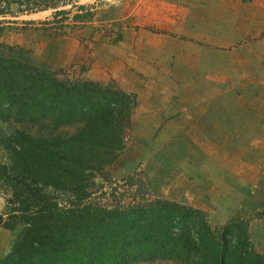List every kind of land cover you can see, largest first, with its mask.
I'll return each instance as SVG.
<instances>
[{
  "label": "trees",
  "instance_id": "trees-1",
  "mask_svg": "<svg viewBox=\"0 0 264 264\" xmlns=\"http://www.w3.org/2000/svg\"><path fill=\"white\" fill-rule=\"evenodd\" d=\"M46 10L58 26L94 17L76 0H0V16ZM135 104L113 81L0 54V223L21 227L0 264H264L243 218L211 226L198 208L148 198L136 171L112 178L106 166L124 146Z\"/></svg>",
  "mask_w": 264,
  "mask_h": 264
},
{
  "label": "rangeland",
  "instance_id": "rangeland-1",
  "mask_svg": "<svg viewBox=\"0 0 264 264\" xmlns=\"http://www.w3.org/2000/svg\"><path fill=\"white\" fill-rule=\"evenodd\" d=\"M76 2L94 10L93 19L78 27H70V24L58 26L56 20H51V10L18 17L0 16V54L53 71L59 70L62 75L72 78L87 77L102 84L113 81L125 91L128 86L124 77L125 66L128 65L125 59L132 48V32L135 30L138 33L139 24L147 22V19H157L167 11L171 12L173 0ZM28 20L32 23L26 26L23 21ZM68 22L72 23L69 19L65 23ZM146 81L149 80L138 77L132 84L136 87L148 86ZM133 95L136 100V95ZM135 108L130 116V126L124 134V146L117 158L106 166L112 178L118 181L136 171L148 188V198L174 200L200 208L211 226L220 225L231 218H243L254 250L264 253V137L239 139L243 141L241 147L245 151L243 158L246 166L240 176L243 182L238 181L242 185H221L218 164L214 169L215 162L210 165L206 160L207 156H214L212 153L215 148L220 149L221 144L218 138L204 136L202 123H174L172 128V125L167 126L170 131L162 132L160 128L163 122H148L144 120L146 116L135 114ZM174 128L177 130L173 131ZM235 141L228 139L227 147L233 149ZM252 146L250 150L248 147ZM253 149H257L258 153H252ZM228 155L234 156L232 152ZM214 160L220 167L219 160ZM253 168L255 173L259 170L254 178L250 173ZM124 188V185H120V189ZM6 195V188L0 186L1 218L4 216ZM251 223L257 228L254 235ZM20 233L21 227L9 230L0 223V257L9 250ZM136 264L181 263L157 259Z\"/></svg>",
  "mask_w": 264,
  "mask_h": 264
},
{
  "label": "crops",
  "instance_id": "crops-1",
  "mask_svg": "<svg viewBox=\"0 0 264 264\" xmlns=\"http://www.w3.org/2000/svg\"><path fill=\"white\" fill-rule=\"evenodd\" d=\"M170 5L171 12L132 32L125 91L136 95L135 114L163 122L162 132L174 123H202L204 136L221 144L206 157L214 169L218 164L220 184L242 185L246 166L239 139L264 137V0H173ZM138 77L149 80L148 86L132 84ZM231 138L233 149L227 147ZM258 171L253 168L251 176ZM251 229L254 235L253 223Z\"/></svg>",
  "mask_w": 264,
  "mask_h": 264
}]
</instances>
